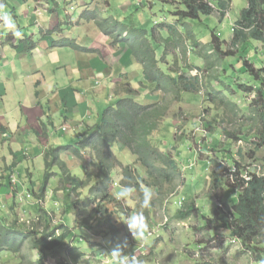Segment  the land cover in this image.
<instances>
[{"label":"rangeland","instance_id":"1","mask_svg":"<svg viewBox=\"0 0 264 264\" xmlns=\"http://www.w3.org/2000/svg\"><path fill=\"white\" fill-rule=\"evenodd\" d=\"M5 1L8 2L7 5ZM44 1L48 7L41 8V11L45 10L47 17L53 13L52 18L57 13L59 20L51 23L52 29L40 28L41 36H49L53 32L62 33L64 22L61 19L73 28L76 24L71 18L79 16L81 6L86 7V12L89 13L97 9L104 18L125 15L136 25H144L143 29L147 32L144 38L155 49L157 58L161 59L158 66L163 72L190 78L197 76L199 87L194 93L180 92L176 98L173 92L164 93L148 87L144 89L140 86V81L143 82L142 73L136 77L132 73L116 76L113 89H130L133 98L140 104L167 106L165 116L159 120L149 139L158 152H166L171 160L178 163L173 185L164 186L162 190L145 186L149 178L144 167L140 166L141 163L133 152L124 146L122 148L120 144L112 146L113 160L107 161L112 166L109 171L112 182L108 186V192L113 194L119 190L123 172L130 166L129 172L136 171L144 181V184L141 183L142 188L151 190L149 208L140 207L143 197L139 196L138 191H135L131 202L119 201L116 206L104 207L101 203L91 202L90 199L95 197L91 189L97 185L100 165L94 153L84 149L79 158L69 152L73 157L71 161L67 160L68 154H63L65 162L59 156L66 174H61L58 167L52 165L51 157L46 158L44 152V172L48 170L52 173L46 182L45 196L41 198L39 194L43 176L38 179L42 171L39 162H34L30 170L34 181L30 185L28 181H22L19 173L10 172L7 183L4 184L12 197L7 198L4 194L6 189H2L0 216L5 217L9 224L16 223L35 233H53L55 236L67 231L72 233L65 251L60 250L57 253L59 257L44 254V264H110L106 254L125 239L128 241L127 253L136 255L146 264H262L264 241L259 240V237L256 241L251 240L254 249H261L257 252L248 250L239 240L233 241L230 233L219 225L221 214L236 203V191L226 188L220 200L210 196L213 193L210 188V172L216 163L225 166L224 160L227 161L228 158H233L250 172L264 175V144L261 145L254 115V111L262 107V101L255 93H248L241 88L252 85L253 80L247 73H243L240 62H247L256 69L262 68L264 46L253 40L243 47L230 46L233 25L240 11L247 6V0H225L228 8L222 20L219 11L215 10L209 16L201 15L199 20L186 21H177L170 13L184 10L178 3L179 0H57V12L50 11L54 6ZM131 4L139 9L137 13L133 11ZM212 4L216 7L215 2ZM0 6V13H9L23 34L34 41L39 38V31L35 30V25L39 23L33 21L29 26L26 16L20 17L22 13L17 10L22 7L25 11L32 12L34 5L31 0H0ZM72 8L74 9L70 10ZM44 14L39 13L38 16L43 17ZM47 20L51 22L50 18ZM80 21H77V25ZM47 24L46 22L43 28L48 27ZM81 26L83 31L78 40L81 49L78 52L99 55V48L102 49L100 46L105 45L110 57L116 58L115 53L122 54L124 51V45L112 43L95 23L83 20ZM211 34L219 40L217 46L221 52L205 55L206 47L213 41ZM12 37L11 32L0 23V46ZM61 38L68 37L59 39ZM13 39L19 42V39ZM69 52L75 54L72 50ZM230 53L232 54L228 56ZM3 59L9 61L7 51H4ZM133 59L136 64L132 69L140 70L141 64L134 57ZM33 60L39 61L37 57H33ZM15 61L19 63L21 58ZM29 61L33 62L31 56ZM5 72L6 68H0L1 77ZM215 91L219 92L218 98L213 96ZM114 103L113 99L109 100L108 108L114 107ZM106 110L108 109L105 108L102 112ZM81 138L82 136L79 137ZM225 156L228 158H224ZM13 175H16L15 181L12 179ZM66 176L76 178L80 184L75 189L72 188L63 181ZM241 178H247V173L241 175ZM190 203H194L198 211L196 216L177 219L175 215L178 210ZM100 209L105 210V214H100ZM138 211L144 213L149 224L146 241L134 240L122 222V213L130 215ZM101 221L103 223L100 225ZM109 225L118 231L117 235L110 234ZM70 247L82 254L77 261L64 257L66 248ZM22 248L19 253L0 251V264H40V253L33 250L28 241ZM260 253L262 262L258 260Z\"/></svg>","mask_w":264,"mask_h":264},{"label":"trees","instance_id":"2","mask_svg":"<svg viewBox=\"0 0 264 264\" xmlns=\"http://www.w3.org/2000/svg\"><path fill=\"white\" fill-rule=\"evenodd\" d=\"M46 1L54 6L50 11L57 10L56 0ZM213 2L216 3V7L212 4ZM180 4L184 7V10L176 13L170 12L177 21L199 20L201 15L209 16L215 10L219 11L222 20L228 8V2L225 0H180ZM131 7L135 13L138 12L139 9L135 5L131 4ZM81 17L87 22L95 23L112 43L122 44L131 50L137 63L142 66L143 82L140 81L142 83L140 86L144 89L148 87L159 90V92H173L176 98L179 97L180 92L194 93L198 91L199 79L197 76L190 78L177 74L168 75L158 66L161 59H157L155 49L144 38L147 34L146 30L143 29L144 25H136L127 16L122 20L119 18L120 16L114 15L104 18L97 9L90 13L84 12ZM153 32H155V28ZM211 37L213 41L206 47L205 55L221 52L217 46L219 40L213 34H211ZM251 40L260 42L264 46V0H247V6L240 11L239 17L233 25L230 46L243 47ZM139 45L141 46L138 47ZM50 46L65 47L75 52L81 49L75 39L68 38L54 40ZM240 62L244 69L243 73H247L254 81H252V85L241 86V88L248 93H255V96L262 101V107L254 111L262 145L264 144V60L263 67L259 69L254 68L247 62ZM144 83H147V86H144ZM218 93V91L213 92V96L218 98ZM114 94L117 96L113 104L114 107H107L108 110L102 112L95 129L89 130V133L82 136L75 145L55 147L49 149L48 152L45 151V157H51L52 165L57 166L61 174H66L65 166L59 158L61 153L71 152L79 158L82 156L84 149L91 150L100 165V169L96 180L97 185L91 189L95 197L90 201L101 203L104 207L106 205H119V201L115 200L113 194L108 192V186L112 182L109 175L112 166L107 164V161L113 160L111 151L112 146L115 144H120L122 148L126 147L133 152L134 157L138 159V162L141 163L140 166L144 167L148 175L149 181L144 184L136 171L129 172L130 166L126 167L123 172L121 184L131 183L141 197H143L141 183L162 190L164 186L174 184V175H177L178 172V163L171 160L166 152H158L159 150L152 145L149 139L151 132L157 128L159 120L165 116L167 106L140 104L133 98V92L130 89L121 91L114 88ZM212 100L215 99L212 97ZM224 158L228 157L225 156ZM224 164L227 167L216 163V166L210 172L209 177L212 179L210 188L213 190L210 196L220 200L226 188L234 189L238 196L236 203L228 207L226 213L221 214L219 225L230 233L233 240H239L244 248L257 252L261 248L256 247L254 249L252 241H256L258 237L259 240L264 241V175L248 171L233 158H228L227 161L224 160ZM132 168L135 167L132 166ZM50 173L52 172L46 170L43 174L39 198L45 195L46 182L51 176ZM244 173H247V178H241ZM63 181L69 183L74 189L80 184L76 178H68V176ZM184 206L176 213L175 217L177 219L183 220L193 215L196 216L198 213L194 203ZM99 213L105 214V210L100 209ZM102 223L101 221L100 225ZM60 227H63V225H60ZM109 227L111 235L118 234V231L112 225H109ZM64 230L63 228V232ZM71 235L72 233L68 231L59 236L46 232L35 233L25 230L23 226H17L16 223L9 224L5 217L0 216V251L19 253L22 251L25 242L28 241L32 249L40 253L38 258V261L41 260L40 264H44V254L59 257L57 253L68 247L66 243L71 241ZM66 251L64 257H70L74 261H77L82 255L80 252H76V248H66ZM258 260L259 262L263 261L261 253Z\"/></svg>","mask_w":264,"mask_h":264},{"label":"crops","instance_id":"3","mask_svg":"<svg viewBox=\"0 0 264 264\" xmlns=\"http://www.w3.org/2000/svg\"><path fill=\"white\" fill-rule=\"evenodd\" d=\"M43 1H32V12L17 8L22 13L20 17L26 16L29 26L33 21L39 23L35 25L39 38L34 41L24 33L18 43L12 37L0 46V68H6L0 76V194L4 188L10 193L4 183L12 171L19 173L23 182L33 183L30 170L34 162L40 163L42 171L38 179H42L44 152L75 145L80 136L95 129L109 100L117 98L113 94L116 76L132 73L136 77L142 70L132 69L136 63L127 46L122 54L115 53L116 58L110 57L105 45L100 46L99 55L73 50L75 54H71L69 48L50 46L60 37L75 38L79 44L84 20L81 16L87 10L81 6L79 16L71 18L76 24L73 28L61 19L64 22L62 33L41 36L40 28L52 29L51 23L59 20V14L52 18L53 13H50L49 23L45 10L41 11L48 7ZM39 13L44 16L39 17ZM78 20L81 21L77 25ZM46 22L49 26L43 28ZM4 51L9 54L8 62L3 59ZM30 56L33 62L29 61ZM33 57L39 61L35 62ZM18 58H21L19 63L15 61ZM63 154L69 153L60 155L62 161ZM72 159L71 155L67 156L68 161ZM15 176H12L13 181ZM6 193L7 198L12 197L11 193Z\"/></svg>","mask_w":264,"mask_h":264},{"label":"clouds","instance_id":"4","mask_svg":"<svg viewBox=\"0 0 264 264\" xmlns=\"http://www.w3.org/2000/svg\"><path fill=\"white\" fill-rule=\"evenodd\" d=\"M178 2L180 4V0ZM73 9L74 8L70 10ZM125 17H126L125 15H122L119 18L122 20ZM0 20L3 21L4 27L11 32L13 37L17 39L23 37V33L17 27L15 21L13 20L12 16L9 13L7 12L0 13ZM135 191L136 189L131 183L121 184L119 190L113 193V198L117 201H124L126 203L131 202L135 194ZM142 192H143V198L142 201L140 202V207L147 209L151 206L152 193L151 190L147 187H144L142 189ZM121 215L123 216L122 222L127 226L132 238L136 241H146L149 235V224L147 222L144 213L142 211H138L130 215H125L123 213ZM127 249H128L127 239H125L122 243L117 244L109 253L106 254L110 260V264H146L144 260L138 258L136 255L128 254L126 251ZM262 264H264V262H262Z\"/></svg>","mask_w":264,"mask_h":264}]
</instances>
